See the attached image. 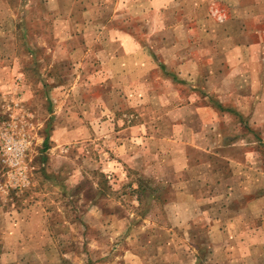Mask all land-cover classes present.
<instances>
[{
	"label": "rangeland",
	"instance_id": "374dc122",
	"mask_svg": "<svg viewBox=\"0 0 264 264\" xmlns=\"http://www.w3.org/2000/svg\"><path fill=\"white\" fill-rule=\"evenodd\" d=\"M260 64L264 0H0V264H264Z\"/></svg>",
	"mask_w": 264,
	"mask_h": 264
},
{
	"label": "crops",
	"instance_id": "0c3cea01",
	"mask_svg": "<svg viewBox=\"0 0 264 264\" xmlns=\"http://www.w3.org/2000/svg\"><path fill=\"white\" fill-rule=\"evenodd\" d=\"M258 45H259V43H258ZM257 66V64H255L254 65V67H256ZM259 67H262V69H264V64H260V66ZM262 99V98H261ZM263 101H261V102H258L256 105L259 107V108H264V97H263V99H262ZM259 115H261V114H259ZM263 116H264V113L262 114Z\"/></svg>",
	"mask_w": 264,
	"mask_h": 264
}]
</instances>
